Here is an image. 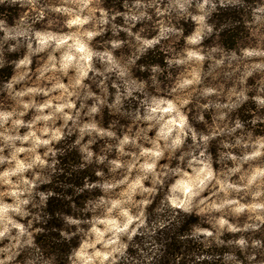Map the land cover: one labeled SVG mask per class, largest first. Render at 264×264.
<instances>
[{
    "label": "clouds",
    "instance_id": "1",
    "mask_svg": "<svg viewBox=\"0 0 264 264\" xmlns=\"http://www.w3.org/2000/svg\"><path fill=\"white\" fill-rule=\"evenodd\" d=\"M0 264H264V0H0Z\"/></svg>",
    "mask_w": 264,
    "mask_h": 264
}]
</instances>
